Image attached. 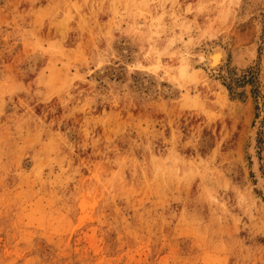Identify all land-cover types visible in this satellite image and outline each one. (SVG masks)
<instances>
[{"label":"rangeland","instance_id":"374dc122","mask_svg":"<svg viewBox=\"0 0 264 264\" xmlns=\"http://www.w3.org/2000/svg\"><path fill=\"white\" fill-rule=\"evenodd\" d=\"M0 264H264V0H0Z\"/></svg>","mask_w":264,"mask_h":264},{"label":"bare ground","instance_id":"6f19581e","mask_svg":"<svg viewBox=\"0 0 264 264\" xmlns=\"http://www.w3.org/2000/svg\"><path fill=\"white\" fill-rule=\"evenodd\" d=\"M3 42V41H2ZM6 44V43H5ZM3 45V44H2ZM3 47V46H2ZM207 54V61L206 63L210 69L218 68L223 62L226 57L225 50L221 46H214L212 47ZM259 174V172H258ZM259 176V175H258ZM260 181L262 183V179L259 176ZM263 178V177H262ZM260 183V184H261ZM263 187V186H262Z\"/></svg>","mask_w":264,"mask_h":264}]
</instances>
